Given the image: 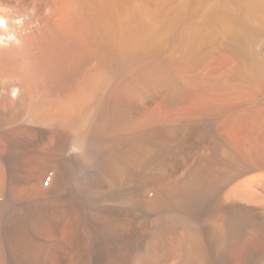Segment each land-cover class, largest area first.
I'll list each match as a JSON object with an SVG mask.
<instances>
[{
  "label": "bare ground",
  "instance_id": "6f19581e",
  "mask_svg": "<svg viewBox=\"0 0 264 264\" xmlns=\"http://www.w3.org/2000/svg\"><path fill=\"white\" fill-rule=\"evenodd\" d=\"M0 264H264V0H0Z\"/></svg>",
  "mask_w": 264,
  "mask_h": 264
}]
</instances>
